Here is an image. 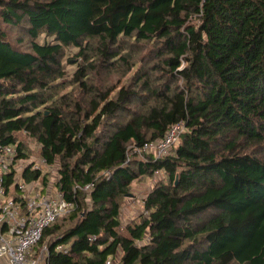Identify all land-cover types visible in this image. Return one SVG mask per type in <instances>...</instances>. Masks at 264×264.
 <instances>
[{
	"label": "trees",
	"instance_id": "1",
	"mask_svg": "<svg viewBox=\"0 0 264 264\" xmlns=\"http://www.w3.org/2000/svg\"><path fill=\"white\" fill-rule=\"evenodd\" d=\"M176 122L167 154L135 150ZM19 132L73 203L32 248L44 242L43 264H264V0H0V144L16 151L17 200ZM157 170L147 214L120 231V198ZM20 177L47 178L30 164Z\"/></svg>",
	"mask_w": 264,
	"mask_h": 264
},
{
	"label": "built area",
	"instance_id": "2",
	"mask_svg": "<svg viewBox=\"0 0 264 264\" xmlns=\"http://www.w3.org/2000/svg\"><path fill=\"white\" fill-rule=\"evenodd\" d=\"M184 130L183 122H176L161 138L145 141L135 150L139 154L151 152L154 158L162 157L178 142ZM15 153L14 146L0 144V264H38L43 261L44 254L41 250L36 256L32 248L39 242L44 229L70 212L73 203L55 187L47 184L36 188L37 184H32L35 181L25 182L20 175L16 177L20 198L17 200L10 196L5 186V174L12 168ZM39 160L41 164L48 165L42 157ZM30 166L40 170L37 163ZM90 188V184L83 187L86 190ZM142 212L147 214L144 207ZM103 264L122 263L117 257H108Z\"/></svg>",
	"mask_w": 264,
	"mask_h": 264
},
{
	"label": "rangeland",
	"instance_id": "3",
	"mask_svg": "<svg viewBox=\"0 0 264 264\" xmlns=\"http://www.w3.org/2000/svg\"><path fill=\"white\" fill-rule=\"evenodd\" d=\"M10 35L12 37L17 35L15 30L10 31ZM138 67V66H137ZM74 65L67 66V75L68 77L73 72ZM110 77L117 78L118 75L112 74ZM96 80H99V77H95ZM71 87H67L65 90H69ZM18 138L23 141L25 146V150L28 156L25 159H19L16 164V177L20 175V172L26 165H31L32 163H37L40 167L42 175L46 176V183L44 185L49 184L50 187H54L56 179H57V165H45L40 163V146L37 141L24 134L23 132L17 133ZM166 174L163 170H157L152 175H144L132 181L128 193L120 198V221L121 226L119 227L120 231L124 232V227L126 224H130L139 219V216L143 213V199L149 190L154 186V184L158 181H162L166 179ZM32 184H37L36 188L43 186L41 183V179L36 180ZM69 213V212H68ZM67 213V214H68ZM65 214V215H67ZM66 218H61L58 220L59 224H63ZM40 245L42 253H45V244ZM40 250V251H41ZM39 251V252H40ZM37 254H34L38 256ZM38 264H43V261Z\"/></svg>",
	"mask_w": 264,
	"mask_h": 264
}]
</instances>
